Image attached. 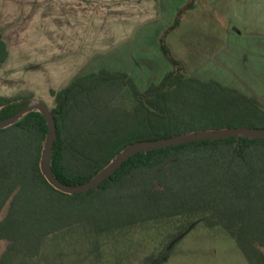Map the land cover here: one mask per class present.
Wrapping results in <instances>:
<instances>
[{
  "label": "trees",
  "instance_id": "1",
  "mask_svg": "<svg viewBox=\"0 0 264 264\" xmlns=\"http://www.w3.org/2000/svg\"><path fill=\"white\" fill-rule=\"evenodd\" d=\"M161 44L173 70L146 90L128 73L107 68L51 90L57 138L50 169L58 181L84 185L140 142L201 130L264 129V109L254 100L188 76ZM8 57L0 28V69ZM127 92L132 108L119 103ZM28 99L34 97L0 96V120ZM48 132L39 111L0 129V213L9 204L0 222V241L8 242L0 264H105V254L130 246L127 235L138 228L161 238L144 261L162 264L201 222L224 228L249 264H264V139L231 137L141 152L96 189L69 195L42 173ZM71 247L76 259L66 260ZM117 258L114 264H133L128 255Z\"/></svg>",
  "mask_w": 264,
  "mask_h": 264
},
{
  "label": "crops",
  "instance_id": "2",
  "mask_svg": "<svg viewBox=\"0 0 264 264\" xmlns=\"http://www.w3.org/2000/svg\"><path fill=\"white\" fill-rule=\"evenodd\" d=\"M186 1L178 0V3L182 6ZM197 1L196 7L186 14L188 17L196 9V29L183 32L182 36L178 34L168 43L173 57L184 63L188 76L238 90L264 109V0H221L218 3L220 8L223 4L221 13L212 4L210 10H203L204 7ZM14 3L19 4V16L23 17L17 21V26L9 28L8 24L14 21L18 11H10ZM159 3L162 7L160 19L143 24L130 33L133 37L130 40L132 43L127 44L129 48H121V44L114 46V66L113 69L107 68L128 73L141 90L160 83L173 70V65L157 48V43L166 25L169 26L176 16L177 2L159 0ZM87 9L86 0H0V28L9 52L0 69V82L10 83L13 77L27 75L22 73L25 69L34 70L38 66L50 67L51 72L46 73L52 74L54 77L50 80L56 81L58 68L71 70L73 59L75 65L81 66L83 62L79 63L78 58H85L88 52L87 43L85 48L82 44L85 16L84 34L88 32ZM45 10H51L48 12L51 16L45 17ZM74 12L81 18L80 34L77 24L72 21ZM62 19L65 20L64 25L61 24ZM156 23H161V27L157 28ZM230 25L234 26L233 29ZM79 43L80 53L73 54V49L78 50ZM84 51L86 53H81ZM85 59L83 68L88 64V59ZM51 60L52 63H48ZM142 72L155 76L145 87L139 85L137 78ZM85 74L76 75L59 89ZM50 80L45 79L46 82Z\"/></svg>",
  "mask_w": 264,
  "mask_h": 264
},
{
  "label": "rangeland",
  "instance_id": "3",
  "mask_svg": "<svg viewBox=\"0 0 264 264\" xmlns=\"http://www.w3.org/2000/svg\"><path fill=\"white\" fill-rule=\"evenodd\" d=\"M86 1L88 6V32L87 35L86 33L84 34V29L86 26L85 16L83 23L84 28L82 30V44L83 48L86 47V43L88 47L87 56H85V58L88 59L87 67L83 68V64L86 60L84 56L82 58H78L79 63L83 62L81 66L75 65L76 61L75 59H73L74 65L72 68H70L71 70H66V72L60 70V68L57 69L58 77L56 81L50 80L54 76L52 74L46 73L47 71L51 72L50 67L47 68V66H38L34 70L28 68L22 72L26 73L27 75L13 77L10 80V83L0 82V94H4L6 95V97H15L20 95L23 98H28L30 97V95H32L34 99L22 100L21 102H29V104L43 102L51 109L52 107H54V99L50 94V90H52L53 88L59 89L61 86L66 85L70 81V79H73L74 77H76V75H81V73H90L93 71H98L101 68L113 69L116 53H113L112 48L114 46H118V44H121V48H129L130 45L127 44L132 43H130V40L133 37V34L130 33H133V31H135L143 24H151L158 18L160 19L162 12V7H160L159 0ZM196 1L197 0H195V2H193V4L191 5V0H188L181 6V4L178 3V0H173L174 4L177 2L176 16L173 19L172 23L169 26L167 24L165 30L160 34L158 38L157 48L159 47L162 51V40L165 41L167 47L169 48L168 43H170L175 36H177L178 34L182 36L183 32L196 29V9L195 11L191 12L188 17H186V14L191 9L196 7ZM197 2H199L202 8L204 7L203 10H210L212 8V6L210 5L212 4L213 6L216 5V9L219 10L220 13L222 12L221 10L223 8V4L221 5V8L218 6V3L221 2V0H198ZM18 6L19 4L14 3L10 7V11H12V9H18V11L16 10V14L13 17L14 21H10V23L8 24L9 28L17 26L19 24H17V21H19L21 17H23L22 15L19 16L20 8H18ZM188 8L191 9L188 10ZM166 9L168 8H165V10ZM50 11L45 10V17L50 15L48 13ZM52 18L58 19V17L53 16ZM34 19L35 18H33V20ZM68 21L69 20H67V22ZM72 21L77 24L76 27H78L79 29V21H81L80 15L74 12ZM64 23L65 20L62 19L61 24L64 25ZM161 25V23H156L155 26L157 28H160ZM230 27L233 29L234 26L230 25ZM80 43L78 50L73 49V54L80 53ZM81 53L84 54L86 52L84 51ZM170 53L172 55L171 51ZM68 61L69 60H67V62ZM48 63H52V60ZM180 63L186 70L184 63ZM143 72L140 77H137L139 79V85L141 87H145L146 84L150 82V80L155 79L154 75L150 76L148 72L146 74H143ZM46 74L47 76H43ZM45 79H49L50 81L46 82ZM259 97L261 98L262 96ZM119 103L128 108H132L134 106V100L128 92L124 94ZM8 209L9 204L0 213V222L7 215ZM148 231L149 233L143 231L142 228L132 230L131 234L127 235V237H129L130 241L132 242L130 246L125 247L119 245L117 251H112V247L109 250L108 254H105L104 263L114 264L118 260L117 256L122 257L128 255L130 256L131 262H133V264H146V262L144 261L145 257H147L155 247L159 246L158 243L161 240V238L160 240L155 239L154 235H152L154 234L152 230ZM7 248L8 242L5 240L0 241V260L4 253L7 251ZM74 249V247H71L70 249L65 250L68 253L65 257L66 260L76 259L77 253ZM119 252L123 254H119ZM124 262H126V260ZM125 264H128V262H126ZM162 264L249 263L240 250L236 240L224 228H209L203 222H201L181 238V240L175 245L169 257L164 260Z\"/></svg>",
  "mask_w": 264,
  "mask_h": 264
},
{
  "label": "water",
  "instance_id": "4",
  "mask_svg": "<svg viewBox=\"0 0 264 264\" xmlns=\"http://www.w3.org/2000/svg\"><path fill=\"white\" fill-rule=\"evenodd\" d=\"M33 111H39L43 114L47 121L49 130L42 152V173L54 188L69 195L86 193L96 189L101 184H103L114 172H116L127 159L141 152H148L196 141L227 139L231 137L264 139V129L232 128L225 130H201L197 132L177 135L172 138L140 142L137 144H133L126 150L120 152L106 168H104L98 175H96L86 184L81 186H68L58 181L52 175L50 169L51 154L54 148L55 139L57 138V126L52 110L45 103L37 102L35 104H29V102H24L18 113L8 119L0 120V129H4L15 124L22 117Z\"/></svg>",
  "mask_w": 264,
  "mask_h": 264
}]
</instances>
